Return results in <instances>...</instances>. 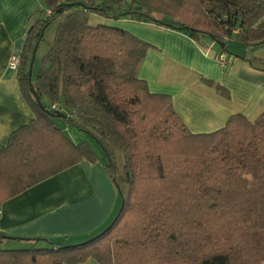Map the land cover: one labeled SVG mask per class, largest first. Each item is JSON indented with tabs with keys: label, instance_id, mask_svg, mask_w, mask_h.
I'll return each mask as SVG.
<instances>
[{
	"label": "trees",
	"instance_id": "16d2710c",
	"mask_svg": "<svg viewBox=\"0 0 264 264\" xmlns=\"http://www.w3.org/2000/svg\"><path fill=\"white\" fill-rule=\"evenodd\" d=\"M44 1L50 13L33 19L16 67L34 118L0 149V204L82 160H97L88 142L74 143L64 133L62 122L103 149V167L122 207L108 228L76 244L0 234V244H33L0 248V264H79L87 258L99 264H264V111L254 119L232 114L212 132H190L171 97L149 92L138 78L140 62L154 47L127 30L87 22L95 13L185 32L201 46L209 37L222 51L232 38L250 49L264 44V28L255 27L264 0ZM58 18L33 79L31 59ZM236 57L264 71V59ZM75 60L82 65L76 70L87 65L89 72L72 74ZM202 80L229 97L221 85ZM54 102L58 108H51Z\"/></svg>",
	"mask_w": 264,
	"mask_h": 264
},
{
	"label": "crops",
	"instance_id": "0c3cea01",
	"mask_svg": "<svg viewBox=\"0 0 264 264\" xmlns=\"http://www.w3.org/2000/svg\"><path fill=\"white\" fill-rule=\"evenodd\" d=\"M48 10L44 0H0V149L7 145L11 132L34 118L9 60L22 49L36 15ZM104 23L127 30L154 47L140 62L138 78L146 82L149 92L171 97L175 112L190 132H212L223 127L232 114L254 119L264 111V71L236 57L247 53L264 59V44L246 49L232 38L228 40V51H222L209 37L201 39V46L185 32L153 23L129 19H105ZM255 27L264 28V16ZM46 53L41 55L40 63ZM221 53L224 66L214 58ZM202 79L221 85L229 97ZM102 160H82L3 201L0 234L64 243L94 236L111 221L120 204ZM79 264L99 263L87 258Z\"/></svg>",
	"mask_w": 264,
	"mask_h": 264
},
{
	"label": "rangeland",
	"instance_id": "374dc122",
	"mask_svg": "<svg viewBox=\"0 0 264 264\" xmlns=\"http://www.w3.org/2000/svg\"><path fill=\"white\" fill-rule=\"evenodd\" d=\"M62 18H58L57 20H55L54 22H52L48 26V28L44 31L43 41H41L38 44V47H37V50H36V53H35V59H34L33 65H32V78L33 79L36 76V74L38 72V69L40 67V58H41V55L44 52H46L47 49H48L47 42L53 37L55 27H56L57 23L60 20H62ZM104 20L105 19L103 17H101V16H99L98 14H95V13H89L87 15V22L90 25H96V24H100V23L105 24L104 23ZM229 46H230V49L231 50L235 49L233 47L234 46L233 43H231V45H229ZM261 52L264 53V48L261 49ZM249 56H252V55L250 54ZM76 61L77 60H75L74 63L72 64V66L70 68V72L72 74H74V75H76V74H87L89 72V67L86 65V67H84L83 70H82L83 72H80V70H76V68H80V67H82V65L80 63L76 62ZM43 100H44L45 103H49L50 102L46 98H43ZM59 125L63 129L65 128L64 129L65 130V134L74 143H79L81 141L88 142L91 145V147L94 149V151H95V153L97 155V159L102 158L103 159L102 160L103 162L106 160V156H105V153H104L103 149L91 137H89L87 134H85V133L77 130L73 126L63 124L62 122H60ZM116 161H117L118 166L121 167L122 166V162H123V158H122V153L119 150H116ZM120 205H121V201H120L119 207H120ZM117 212H118V210H117ZM106 226L104 228H106ZM102 230H100L99 232H101ZM99 232H97L95 235H97ZM92 237H90V238H92ZM90 238L84 239V240L79 241V242L66 243V244H76V243H80V242L86 241V240H88ZM25 243H26L25 241H20V240H5L3 243L0 244V248H5V249H24L26 247H30V246H26Z\"/></svg>",
	"mask_w": 264,
	"mask_h": 264
},
{
	"label": "built area",
	"instance_id": "2783aa9c",
	"mask_svg": "<svg viewBox=\"0 0 264 264\" xmlns=\"http://www.w3.org/2000/svg\"><path fill=\"white\" fill-rule=\"evenodd\" d=\"M49 13H50V10L47 11V14H49ZM223 56L224 55L221 53V54L215 55V57H214L215 60L219 64H221L222 66L226 65L225 62H224V60H223ZM18 64H19V55H18V53H15V54L11 55V57H10L9 66L11 68L16 69V67L18 66ZM58 106L59 105L56 102H54V103L51 104V108H53V109L58 108Z\"/></svg>",
	"mask_w": 264,
	"mask_h": 264
},
{
	"label": "water",
	"instance_id": "95a60500",
	"mask_svg": "<svg viewBox=\"0 0 264 264\" xmlns=\"http://www.w3.org/2000/svg\"><path fill=\"white\" fill-rule=\"evenodd\" d=\"M33 60H34V55H33L32 59H31V63H30L29 69H28V71H29V75H31V73H32ZM49 65H50V63H47V64L45 65L46 68H48ZM30 90H31V92L33 93V95L36 97V99L38 100V103H39L40 105H42V104H41V101L39 100L38 95H37L36 92L33 90V88H31ZM120 206L122 207V203H121ZM121 207H120V208H121ZM108 226H109V225H108ZM108 226H107V228H108Z\"/></svg>",
	"mask_w": 264,
	"mask_h": 264
}]
</instances>
